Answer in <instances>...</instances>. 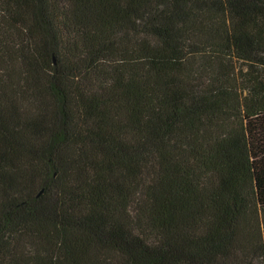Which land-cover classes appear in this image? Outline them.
Here are the masks:
<instances>
[{
    "label": "trees",
    "instance_id": "obj_1",
    "mask_svg": "<svg viewBox=\"0 0 264 264\" xmlns=\"http://www.w3.org/2000/svg\"><path fill=\"white\" fill-rule=\"evenodd\" d=\"M0 264H264V0H0Z\"/></svg>",
    "mask_w": 264,
    "mask_h": 264
}]
</instances>
